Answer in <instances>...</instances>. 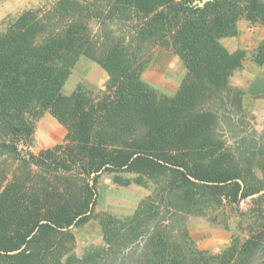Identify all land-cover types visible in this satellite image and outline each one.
I'll use <instances>...</instances> for the list:
<instances>
[{
  "label": "trees",
  "instance_id": "trees-1",
  "mask_svg": "<svg viewBox=\"0 0 264 264\" xmlns=\"http://www.w3.org/2000/svg\"><path fill=\"white\" fill-rule=\"evenodd\" d=\"M196 1L59 0L0 31V264H264V224L210 254L185 222L264 201V135L230 82L244 56L221 42L242 19L264 26V0ZM156 46L187 69L173 97L142 79ZM80 57L108 75L95 97L62 93ZM34 108L67 129L39 155L20 148ZM127 169L151 194L129 217L101 214L104 245L77 256L73 230L92 218L101 175Z\"/></svg>",
  "mask_w": 264,
  "mask_h": 264
},
{
  "label": "rangeland",
  "instance_id": "rangeland-1",
  "mask_svg": "<svg viewBox=\"0 0 264 264\" xmlns=\"http://www.w3.org/2000/svg\"><path fill=\"white\" fill-rule=\"evenodd\" d=\"M58 1L0 0V31H6L8 26L24 12L30 10L43 12L51 9ZM258 50L259 48L254 57L252 56L255 61ZM238 51L245 56V51ZM186 74V67L170 47L156 46L142 79L157 93L173 97ZM107 81L108 75L101 66L85 57H80L72 68L62 93L66 97H73L77 93L82 94L83 97H95L105 89ZM244 109L254 128L260 135H264V130L260 131L257 128L255 116L245 107ZM27 116L34 123L35 130L29 145H21L20 148L39 155L44 150L64 143L67 129L51 113L34 108ZM138 178L139 175L129 169L121 173L105 171L101 175L96 187L98 196L92 218L85 223L77 224L73 230L76 235L77 256L82 257L92 246L104 245L102 228L98 220L101 214L105 213L117 218L129 217L136 211L141 200L151 194L153 184L146 179L138 181ZM185 222L198 249L210 254L221 253L233 241L245 240L264 224V201L258 196H253L242 200L237 206H228L202 216L191 214Z\"/></svg>",
  "mask_w": 264,
  "mask_h": 264
},
{
  "label": "crops",
  "instance_id": "crops-1",
  "mask_svg": "<svg viewBox=\"0 0 264 264\" xmlns=\"http://www.w3.org/2000/svg\"><path fill=\"white\" fill-rule=\"evenodd\" d=\"M237 26L238 35L225 37L221 42L231 53L245 51L243 66L234 73L231 83L243 91L244 107L255 116L261 131L264 130V63L258 64L253 57L264 41V27L247 20H240Z\"/></svg>",
  "mask_w": 264,
  "mask_h": 264
},
{
  "label": "water",
  "instance_id": "water-1",
  "mask_svg": "<svg viewBox=\"0 0 264 264\" xmlns=\"http://www.w3.org/2000/svg\"><path fill=\"white\" fill-rule=\"evenodd\" d=\"M211 1H213V0H197L196 4L198 6H200V7H203V6H205V4H207V3L211 2Z\"/></svg>",
  "mask_w": 264,
  "mask_h": 264
}]
</instances>
